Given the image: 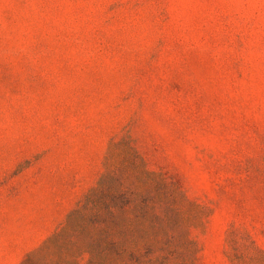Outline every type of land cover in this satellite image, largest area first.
I'll return each mask as SVG.
<instances>
[{
	"label": "rangeland",
	"instance_id": "374dc122",
	"mask_svg": "<svg viewBox=\"0 0 264 264\" xmlns=\"http://www.w3.org/2000/svg\"><path fill=\"white\" fill-rule=\"evenodd\" d=\"M117 142L183 264H264V0H0V264L54 261Z\"/></svg>",
	"mask_w": 264,
	"mask_h": 264
},
{
	"label": "trees",
	"instance_id": "16d2710c",
	"mask_svg": "<svg viewBox=\"0 0 264 264\" xmlns=\"http://www.w3.org/2000/svg\"><path fill=\"white\" fill-rule=\"evenodd\" d=\"M113 144L125 147L124 159L112 166L107 158L96 185L46 239L42 248L55 251L51 264H77L83 254L85 264H183L179 245L165 236L167 211L178 216L167 181L145 169L132 147Z\"/></svg>",
	"mask_w": 264,
	"mask_h": 264
}]
</instances>
